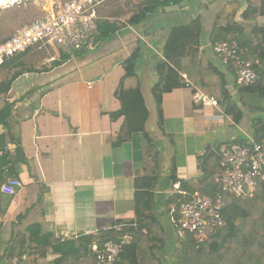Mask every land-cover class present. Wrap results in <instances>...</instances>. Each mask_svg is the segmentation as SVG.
I'll return each instance as SVG.
<instances>
[{
	"label": "crops",
	"instance_id": "obj_1",
	"mask_svg": "<svg viewBox=\"0 0 264 264\" xmlns=\"http://www.w3.org/2000/svg\"><path fill=\"white\" fill-rule=\"evenodd\" d=\"M250 1L185 0L162 7L139 23L130 21L144 5L134 4L139 9L115 15L109 14L106 3L100 8L101 24L116 31L103 37L95 51L66 60L55 49L20 56L15 69L30 70L14 81L6 99L0 96V109L16 103L11 131L24 152L23 160L16 162L12 144L4 155L0 149V256L14 235L34 224L62 240L135 225V181L151 174L155 162L148 158L144 134L125 130L119 92L123 83L133 85L126 81L128 64L150 113L146 131L163 155L156 214L168 234L166 249L174 252L178 243L172 211H178L173 205L169 212L168 204L179 194L171 180L172 161L181 190L184 183L197 184L210 150L252 134L255 119L262 117L264 122L262 106L253 110L242 106L240 123L225 113L219 88L239 101L236 76L213 52L215 31L231 22L244 28L246 37L264 27V15L246 17ZM256 5L258 11L261 0ZM164 63L180 73L186 86L163 94L160 129L153 88ZM196 91L208 96L206 91L218 92V106L197 105ZM6 132L0 129V134ZM11 173L24 185L15 197L1 191Z\"/></svg>",
	"mask_w": 264,
	"mask_h": 264
},
{
	"label": "trees",
	"instance_id": "obj_2",
	"mask_svg": "<svg viewBox=\"0 0 264 264\" xmlns=\"http://www.w3.org/2000/svg\"><path fill=\"white\" fill-rule=\"evenodd\" d=\"M184 1L144 0V7L130 22L139 23L144 17L155 13L162 7L181 5ZM250 15H264V0H261L258 11L256 0L250 1L246 17L248 18ZM104 25L106 31H104ZM101 31L100 40L103 37H109L116 31V28L109 24H100ZM245 34L244 28L242 29L238 24L231 22L226 28L216 30L214 36L215 43L238 41L248 48L246 58L252 62L259 61L261 64V81L258 85L248 88L236 86L239 101L232 100L228 91L223 89L225 113L234 117L237 123H240L244 118L241 107H246L245 95L264 98V27H260L251 36L246 37ZM19 58L20 56L16 57L3 68L18 67L20 65L17 63ZM62 58L66 60L69 59V56L63 54ZM126 69V81L128 79L129 83L132 82L133 85L129 87L127 82L126 84L123 83L119 92V98L123 105L122 114L126 117L125 130L128 134L137 132L144 134L148 158L155 162L151 174L143 175L135 181V225L123 230L104 231L97 236L86 235L62 240L54 232L44 231L42 225L34 224L29 226L25 232L14 235L11 243L1 253L0 264H97L91 246L97 244L102 248L108 241L120 242L127 234L132 235L133 240L130 245L124 247L117 264H167L160 252L167 247L168 234L165 227L159 222L155 202V190L161 180L163 155L158 150L156 141L146 131L150 113L136 73L129 64ZM20 75L21 73L15 75L12 82ZM185 86V79L178 71L168 63L161 66L160 80L153 88V96L158 106L160 129H163V94ZM206 92L209 96L220 99L218 92ZM15 104V102H8L4 108L0 109V129L7 130L6 134H0V149L3 150L9 143L12 144L15 147V161L21 162L24 156L21 140L16 138L11 131L10 120L13 117ZM254 127L255 131L252 134L258 142H261L264 139L262 117L255 119ZM244 139H239V141ZM219 151L220 147L218 146L214 151L208 152L201 166L204 171L203 177L197 184L193 181L182 184V190L186 192V195L173 196L169 200V212L176 200H178L177 206H175L177 211L182 204L188 203L201 184L205 185L202 189L205 194L214 195L218 188L214 178L219 169ZM11 174L10 177L16 175L15 173ZM171 180L174 184L178 182L175 159L172 161ZM262 184V186H258L255 198L225 196L227 226L218 232H214L205 244L197 245L194 235L189 232H186L183 237L179 236L177 248L173 254L176 262L178 264H264V183ZM179 231V229L176 230L178 234ZM52 256L55 257L53 261L49 260Z\"/></svg>",
	"mask_w": 264,
	"mask_h": 264
},
{
	"label": "built area",
	"instance_id": "obj_3",
	"mask_svg": "<svg viewBox=\"0 0 264 264\" xmlns=\"http://www.w3.org/2000/svg\"><path fill=\"white\" fill-rule=\"evenodd\" d=\"M121 5L140 4L142 0H5L8 8L28 7L40 3L43 15L17 30L15 35L0 43V69L28 52H45L55 49L69 59L95 51L100 43V8L110 2ZM248 48L236 40L219 41L213 44V52L221 62L232 69L239 88L258 85L261 81V64L246 58ZM92 87V84L90 85ZM194 101L201 106H218L215 98L200 91ZM233 138L220 147L219 169L215 175L217 190L207 195L203 190L195 192L192 199L182 204L180 211L173 213V221L181 234L194 235L197 245L209 241L214 232L227 226L225 196L255 198L259 183H264V139L258 142L253 134L243 141ZM7 146L1 153L5 154ZM24 187L17 177H8L1 191L15 197ZM174 191L186 195L181 183L174 184ZM185 235V234H184ZM132 235H125L120 242L108 241L102 248L91 246L97 264H117L125 246L131 244Z\"/></svg>",
	"mask_w": 264,
	"mask_h": 264
},
{
	"label": "rangeland",
	"instance_id": "obj_4",
	"mask_svg": "<svg viewBox=\"0 0 264 264\" xmlns=\"http://www.w3.org/2000/svg\"><path fill=\"white\" fill-rule=\"evenodd\" d=\"M141 5L144 4V0L141 1ZM108 5L110 6V12L109 14H115V15H126L127 13H132L134 9H139V6H134L133 4H129L126 9H124L119 2L117 1H110L108 2ZM43 15V7L40 5V3H34L30 6L24 8V7H15V8H6L1 7L0 8V43L5 41L6 39L12 37L15 35L17 30L20 28L32 23L36 19L40 18ZM219 60V59H218ZM219 62L226 67L221 60ZM30 70L26 66H23V68L20 70H16L15 68H2L0 69V96L2 98L6 99L9 96L10 90H12V87L14 85V81L12 82V78L17 75L18 73H24L26 71ZM20 76H18L19 78ZM221 81V80H220ZM234 81H236L234 77ZM12 82V83H11ZM237 86V85H236ZM9 87V88H8ZM220 91L223 92V87L220 86ZM246 100V109L247 110H253L258 109L260 106L264 109V98L259 96H251V95H245ZM262 115H264V111L261 112ZM262 182L259 183V187L262 186ZM178 200H176L173 204L177 206ZM180 210V209H179ZM178 210V211H179ZM178 230V228L176 227ZM183 233L179 231V234L177 233L174 237L175 243L178 240L179 236H185ZM172 252V253H171ZM174 254L173 249L167 248L165 252H162V256L167 264H178L173 261L172 255ZM55 257H50L49 260H54Z\"/></svg>",
	"mask_w": 264,
	"mask_h": 264
},
{
	"label": "bare ground",
	"instance_id": "obj_5",
	"mask_svg": "<svg viewBox=\"0 0 264 264\" xmlns=\"http://www.w3.org/2000/svg\"><path fill=\"white\" fill-rule=\"evenodd\" d=\"M1 7H6V6H5V0H0V8H1ZM6 8H8V7H6Z\"/></svg>",
	"mask_w": 264,
	"mask_h": 264
}]
</instances>
